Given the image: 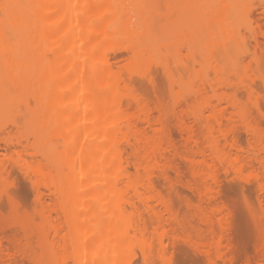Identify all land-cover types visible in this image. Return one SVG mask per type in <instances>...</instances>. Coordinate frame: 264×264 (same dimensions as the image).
Listing matches in <instances>:
<instances>
[{"label": "bare ground", "instance_id": "1", "mask_svg": "<svg viewBox=\"0 0 264 264\" xmlns=\"http://www.w3.org/2000/svg\"><path fill=\"white\" fill-rule=\"evenodd\" d=\"M249 2L0 0V148L39 154L10 158L21 161L13 165L30 183L31 209L8 182L2 187L16 168L0 164V200L19 227L4 264H19L15 254L21 264H174L181 243L205 264H235L223 176L255 185L257 206L245 202L256 256L244 263L264 264V72L255 68L264 32L251 25ZM259 7L264 15V0ZM185 16L201 24L200 35L194 25L186 34L167 29ZM235 48L256 73L229 57ZM118 54L126 64L111 61ZM171 194L182 196L189 220L178 217Z\"/></svg>", "mask_w": 264, "mask_h": 264}, {"label": "rangeland", "instance_id": "2", "mask_svg": "<svg viewBox=\"0 0 264 264\" xmlns=\"http://www.w3.org/2000/svg\"><path fill=\"white\" fill-rule=\"evenodd\" d=\"M260 1L261 0H251V2H249V3H252V5L254 6L252 8V13H251V21H252L251 25L256 28L255 31H258V27L257 26H260L261 27L260 29H261V32H262V33L261 32L260 33L263 34V32H264V15L261 12L262 9L259 7ZM188 15H190V14H188ZM187 18L189 19L188 16H187ZM0 19H3V14H2L1 9H0ZM188 19H186V16H185L184 17V21L182 20V21H180L179 23H177L175 25L167 26V29L171 30V31L177 30V29H181L183 31V33L186 34L187 32L195 30V27L198 28L197 26H199V28H198L199 32L194 31V35L195 36L200 35L201 34V24L198 23L199 25H195V23L193 24L191 22V20L190 19L188 20ZM192 25L195 26L193 28V30H191L192 28L190 27ZM239 30H240V32L238 34H240V37H241L240 39L242 41L246 42L245 45L248 48H250V42L252 44V41H250L251 39H250L249 31L247 32L246 28H241ZM241 40H239V41H241ZM232 50L229 52L228 55H229V57L232 58L233 61L237 57H238L237 59H240L242 57L244 58L243 61L240 59L241 60L240 62H242V63L238 62V63H240L239 64V68L240 69L242 67L245 68V67L249 66L248 70H246V71L248 73H253V72L256 73V71L258 70V67H261L259 69L264 72V54H263V52L262 53L257 52L258 56L259 55H261V56H259L260 57V64H259L260 66L259 65L256 66V63L251 60V57H248L249 55L248 56L246 55L247 57L246 56L244 57L243 55L240 56V54H242L240 50H237V48H235V50H233V51ZM182 55L185 57V55H186V51L185 50H182ZM127 60H128V58L126 57L125 54H122V55L118 54V55H115L111 61L117 66H122V65L126 64ZM215 63L216 62H214L213 64H215ZM254 67L257 69L256 71L254 70ZM195 68H197V67H195ZM151 73L155 77L156 81L158 82V86H159L161 92H163L162 94L167 99V97L169 96V93L166 90L165 79L161 75V72L157 68L153 67L151 69ZM135 82H136V88H137L138 92L142 96H144L146 99H148V101H152L155 98V94L153 93L154 91L151 89L149 84L144 79L137 78L135 80ZM259 90L262 91V88H259ZM170 98H171V96H170ZM168 102H169V100H168ZM262 103H264V100H263ZM170 104H171V100H170ZM262 105L264 106V104H262ZM260 119H262V118H260ZM262 120H261L262 123H264V119H262ZM5 122L6 121H4V123ZM262 126L264 127V125H262ZM8 128L11 131V128H10L9 125H8ZM239 133H240V136H241L240 137L241 143H242V145L245 146L247 144V141H248V136H246L243 133V131H241ZM173 134H174L175 141H177V143L178 142L180 143L181 142V137H179L180 136L179 133L174 130ZM178 140H180V141H178ZM2 148H0L1 149L0 150V156L1 155L3 156L5 154V157L4 156L0 157V158H2V161H0V164H2V162H3V165L7 164L6 167L8 169H9L10 165H12L14 167L15 164L21 163V161H18L17 155H20L19 156L20 158L26 160L27 158H29L28 157L29 154L27 155V157H24V156H26V154L28 152L30 154L34 153V151H32L31 149H28L26 151L27 153L23 154L24 152L23 153L20 152L21 154H17L16 153L17 155L15 154L16 155L15 156V155H13L14 154L13 152H12L13 154L11 153V151H7L9 153V154H7V152H4L3 151L4 149H2ZM2 152H4V153H2ZM10 154H12V155H10ZM34 154H35V157L30 155L31 159H33V157H34V159H36V156H37V159H39L38 158L39 154H36V153H34ZM11 156L12 157H14V156L17 157V158H14V159H17L18 162H16V160L14 161V159H13L12 164H11V162H10V158L12 160ZM40 158H41V156H40ZM41 160L42 159H40V161ZM6 162H8V163H6ZM13 162H15V164ZM12 166H11V168H13ZM14 168H16L17 170L16 169H9V171L11 170V173L9 172L11 175L8 176L9 179H7L6 177L3 179V182H5V183H2V185H3L2 187H4V184H5V187H6L7 186L6 183L8 182L7 189L16 198V200L21 204L22 209H31L33 207L34 203H33V195L31 193L32 191H31V188H30V183L28 182L26 177L23 176V174L20 173L21 171L17 167H14ZM244 177L245 178H250V173L246 172L244 174ZM221 185H222L221 197H222V200H223L225 206L227 207V209L229 210L230 215H231V217H230V233H231V236L233 238V244L235 245L236 253H237L235 264H243L244 262H247L246 259L249 262L251 261V263H254L252 257H254V259H255V256H256V254L254 252L255 251V243H256V241H255V231H254L255 228H253L254 227L253 226L254 225L253 224V220L251 221V219H250L251 218L250 217L251 214H250V211H248V208H247V205H246V202H245V200H246L245 196L247 195L248 198H250L249 199L250 202L254 206H257L258 194H257L256 188H255V185L254 184H246L243 181H238V180L233 179L232 177H225V176H223V178H222ZM157 187H158L159 190H161L163 192L166 191V186L161 180L157 181ZM181 192L184 195L191 196V198H194L192 196V194L190 192H188V191L181 190ZM181 197L182 196H177L175 194H171V196H170L171 201H172V205H173V209L177 212L178 217L181 220L186 221L187 219L188 220L190 219V212L185 207ZM2 198H3V196H2ZM1 202L2 201L0 200V203ZM7 203L8 202L5 200V198H3L2 205H0V207H2V208H0V238H1L0 239V244H2V243L4 244V245L2 244V246H0V248L3 247L2 251L0 250L1 251L0 254L1 253L5 254V257H6V253L7 254L10 253V249L12 250L14 248L13 244H12L13 240L15 239L14 236L18 237V236L15 235L16 234L15 231H17V233L19 234V232H18V228H19L18 227V222H17V220L15 218H13V215L11 214L10 206ZM2 217H3V219H1ZM14 219H15V221L13 222ZM12 225H13V227H12ZM3 227H6L7 229L3 228ZM14 228H15V230H14ZM189 228L187 227V229H189ZM9 229H10V231H9ZM3 231H5V232H3ZM13 232H15V234H13ZM253 232H254V234H253ZM9 235H10V237H9ZM253 239H254L255 243H254ZM10 244H11V246H10ZM5 247H6V249H5ZM7 249L9 251H7ZM12 251H13L12 253L14 254V250H12ZM3 254H1L2 256H0L1 257L0 258V264H2V263L4 264V262H5V260H2V258L4 256ZM15 256L17 257V259L19 261V262L16 261V263L18 262L19 264H21L22 263L21 256L18 255V254L17 255L15 254ZM15 256H14V260L16 259ZM18 257H20L21 263H20V259ZM22 258H24V257H22ZM173 259H174V264H205L203 258H201V256L199 254L195 253L190 247H188L184 243H181V245H179L178 249L173 251ZM6 260H7V257H6ZM23 261H24L23 264H29V262L27 261L26 257L23 259ZM6 263H7V261H6ZM136 264H141V261L138 259L136 261Z\"/></svg>", "mask_w": 264, "mask_h": 264}]
</instances>
